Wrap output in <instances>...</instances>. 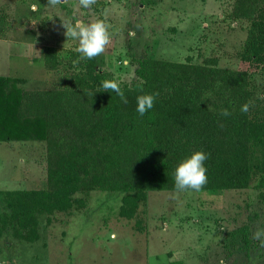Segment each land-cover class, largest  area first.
<instances>
[{
	"label": "rangeland",
	"instance_id": "374dc122",
	"mask_svg": "<svg viewBox=\"0 0 264 264\" xmlns=\"http://www.w3.org/2000/svg\"><path fill=\"white\" fill-rule=\"evenodd\" d=\"M235 1L96 0L84 8L79 0H62L52 8L48 0H0V14L10 25L0 39L5 104L12 90L46 89L71 73L78 41L67 40L60 19H101L112 42L96 65L117 82L138 80L136 59L246 71L251 117L264 121V70L241 56L249 24L232 17ZM45 46L57 51L56 72L43 67ZM256 149L253 163L264 160V151ZM44 156L40 140L0 142V192L45 191ZM253 172L244 189L148 191L131 215L125 211L130 193H76L73 198L84 199L82 208L35 214V240H20L9 225L0 231V264H264V246L252 239L264 227V180ZM4 212L9 209L0 201Z\"/></svg>",
	"mask_w": 264,
	"mask_h": 264
},
{
	"label": "trees",
	"instance_id": "16d2710c",
	"mask_svg": "<svg viewBox=\"0 0 264 264\" xmlns=\"http://www.w3.org/2000/svg\"><path fill=\"white\" fill-rule=\"evenodd\" d=\"M232 17L249 24L242 58L264 70V2L236 0ZM7 24L0 14V39L10 30ZM41 58L46 71L58 70L54 47L45 46ZM78 58L72 53L71 73L46 89L12 90L10 105L3 95L8 78L0 76V142L42 141L47 184L45 191L0 192L9 209L0 213V231L9 225L17 238L31 242L38 237L36 213L82 208L84 199L73 195L94 190L130 193L125 211L131 215L148 191H177L174 169L196 151L208 155L201 191L244 189L253 170L264 180V160L253 163L256 148L264 151V121L251 117L246 71L136 59L138 80L118 82L125 104L101 87L115 80L111 73L100 71L95 59L74 65ZM156 93L154 107L141 117L136 97ZM222 109L231 115H220Z\"/></svg>",
	"mask_w": 264,
	"mask_h": 264
},
{
	"label": "clouds",
	"instance_id": "9594fccd",
	"mask_svg": "<svg viewBox=\"0 0 264 264\" xmlns=\"http://www.w3.org/2000/svg\"><path fill=\"white\" fill-rule=\"evenodd\" d=\"M61 3L62 0H48L47 7L55 8ZM95 3L96 0H79V5L84 8H91ZM60 20L67 40L72 39L78 41L76 51L79 53V58L73 61L74 65L79 64L81 60H93L102 55L112 42V34L109 31V26L101 19H96L89 23L80 20H76L75 22L64 19ZM135 35V32H129L130 37H134ZM101 87L105 92H115L123 103H128L124 92L116 80H104L101 83ZM156 96H158V93L143 94L136 97V111L141 117L154 107ZM248 110L249 104L246 103L241 106L242 112L246 113ZM220 115L227 117L231 113L227 109H222ZM207 159L208 155L206 153L196 151L181 160L173 172L175 189L177 191H200L207 183V169L205 167V161ZM252 239L259 241L261 246H264V227L258 228L253 233Z\"/></svg>",
	"mask_w": 264,
	"mask_h": 264
}]
</instances>
